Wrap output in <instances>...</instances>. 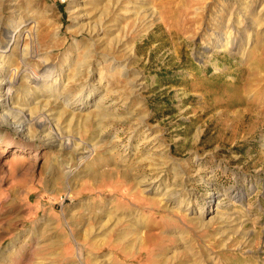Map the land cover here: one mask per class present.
Listing matches in <instances>:
<instances>
[{
	"label": "rangeland",
	"instance_id": "rangeland-1",
	"mask_svg": "<svg viewBox=\"0 0 264 264\" xmlns=\"http://www.w3.org/2000/svg\"><path fill=\"white\" fill-rule=\"evenodd\" d=\"M156 1L178 9L169 26L155 15L154 25L140 29L142 18L134 13L140 0H0V26L28 20L26 30L32 31L39 56L48 58L44 80L39 86L22 80L11 106L27 113L31 96L48 92L46 103L36 101V111L49 112L53 132L95 151L80 162L81 147L48 149L37 139L16 151L25 143L7 128L12 147L0 155V264H80L74 256L66 258L62 234L68 229L78 246L85 232L89 241L107 234V249L83 264H101L112 249L117 264H148L150 248L135 245L129 252L113 244L118 232L131 227L124 220L114 225L130 207L178 237L176 246L170 238L156 243L172 245L156 264L183 263L175 262L173 253L181 250V240L197 248L194 236L209 248L219 240L222 264H264V124L235 115L250 99L236 91L245 69L239 32L252 40L244 45L248 50L264 28V0L249 13L241 10L248 27L227 32L229 48H214L204 60L195 52L214 46L219 18L227 27L243 5L214 0L206 10L205 3L190 0ZM155 3L142 4L152 10ZM223 3L229 4L226 10ZM189 8L204 9L203 17L183 18L182 12L192 16ZM28 42L22 38L19 46L33 52ZM133 82L140 86L132 87ZM225 109L231 117L223 124L224 116L216 114ZM100 117H105L101 123ZM4 147L0 144V152ZM64 165L79 171L68 188L63 173L54 172ZM141 178L154 181L152 193L137 183ZM213 194L218 199L209 203ZM166 197L176 204L166 206ZM123 205L128 208L122 210ZM199 219L210 227L197 228ZM217 250L211 249L206 260L195 254L185 264H220Z\"/></svg>",
	"mask_w": 264,
	"mask_h": 264
},
{
	"label": "bare ground",
	"instance_id": "bare-ground-1",
	"mask_svg": "<svg viewBox=\"0 0 264 264\" xmlns=\"http://www.w3.org/2000/svg\"><path fill=\"white\" fill-rule=\"evenodd\" d=\"M146 1L147 0H140L139 7L134 12L138 16V18H142L141 22H140V29H143V28L147 29L150 26L154 25V23H155L154 19L156 17L155 15H158V18H160V20L165 25L169 26L170 25L169 19L174 18V15L178 11V9H173L170 6H167V4L159 3L156 0H153L156 3L153 5L152 10H151L150 8H148V7L144 6V4H142V3H146ZM190 1H191V4H193V5H199L200 3H205V9L206 10H208V7L210 6V4L214 2V0H209V1L208 0H190ZM227 1H233L236 3V0H227ZM260 1L261 0H237V2H239L240 5H243V8H238L237 15H239V18L238 17L232 18L231 23L228 21L230 24L227 27H226V25L225 26L222 25L221 21L223 19L219 18V20L217 21V30L215 31L214 46H204V48L201 51L195 52V57L198 58L199 60H202V59L204 60V58L207 57V54L210 51H212L214 48L216 50H217V48H219L218 51H224L225 49H228L230 41L227 38V35H228L227 32L236 33V32H239L241 30V28L245 29L248 27L246 25V21H245L246 18L243 17L241 10H243L244 13H246ZM228 5H229L228 3H225V4L223 3V5H221V7H222V9L226 10ZM190 9L191 8H189V11H190ZM202 10H204V9H202ZM202 10L199 11L198 13L195 10H192V13H191L192 16H190V17H189V15H190L189 13L182 12V14L184 15L183 18H197V20L201 19L203 17V12H204ZM178 13H179V11H178ZM2 20H3V18L0 15V23L2 22ZM253 21H254V24L257 25L260 22V19L256 18V20H253ZM26 22L25 21L19 22V23L14 22V23H16L15 25L13 24V25L8 26V24H6V25H3V27L0 26V144H3V147L5 146L3 152H0V155H4L5 149H7L8 147H12L9 143L10 141H6L7 139H9V132L7 131L8 130L7 128H10L13 131L14 135H18L20 142L25 143V144L16 145L15 146L16 151L25 150V148H26L25 146L33 145L34 140L37 139V140H40L41 143L44 146H46L48 149L52 148V149H56V150L60 149V150L70 151V150H73L75 148L81 147L80 148L81 152H79L80 157L79 156L78 157H79L80 162H86L87 160H89L93 156V152H95L93 150L91 144L90 145H88V144L83 145V144H80L83 142H80L77 145V143L79 141L77 143L74 142L77 139L66 138L62 132H61L62 135H61V133L59 134L58 132H56L57 130L55 132H53L51 119L48 117L49 112L46 114V111H42V109H41V112L36 111V107H35V105H37L36 101L38 99L40 101L41 98H45L44 100L46 103L47 99H46L45 94H47L48 92L47 93L42 92L39 94H34L33 96H31L32 98L29 101V103L26 104V106L28 108V112L32 111L33 114H34V112L35 113L38 112L33 117L28 116V112L25 113L23 110V107L22 108L19 107L20 109H16V108H13L11 106V101L14 100L12 98L15 95V93L19 92V90H20L19 87L22 84L21 83L22 80L27 78L30 83H32L34 85H38V84H40L41 81L44 80L43 77H45L44 76L46 74L45 72H47V70H48V68H47L48 58L46 56L44 57L43 55L39 56V54L37 52L38 48H36V46H35L36 42H35L34 36L32 34V31L26 30V27H27ZM227 28H228V30L226 31ZM239 34L241 36V39H239V41L242 43L240 45V49L242 52V56L244 57L243 62H245V65H244L245 69H244V75H243V78L241 80V83L239 84L238 88H236V91L239 95L242 96L243 99L245 97H250V99L249 100L245 99L243 101L244 107L242 109H239V111H237V113H235V115H237L238 119H240L242 116H243V118H244V116H250L254 120L255 123L262 122L264 124V28H262L260 31L257 30L256 39H254L255 44L252 46L250 45L249 46L250 48L248 50H246V48H244V47H246L244 45L246 43H247L246 45H248V43L252 42V40H250V38H245V36L241 35L242 32H239ZM38 37H39V34H38ZM22 38L23 39L26 38L29 41L28 46L31 45L33 48L35 47V50H33V52H31L27 46H24V47L19 46ZM36 57H40L39 60H42L40 62L41 66L38 65L39 66L38 68H35L33 66V61L36 59ZM241 60H242V58H241ZM40 72H42V74H40ZM137 86L139 87L140 84L133 82L132 87H137ZM52 95H53L52 97H54L53 99L56 100V98L58 97L57 91L53 92ZM47 96H49V95H47ZM214 103L217 105L219 104V102L217 100H215ZM26 106H24V107H26ZM44 106H46V105H44ZM37 107H39V106H37ZM59 111H61V110H59ZM229 112H230V110L225 109V111L222 110L220 112V114H216L217 117L219 116L220 118L224 116L222 119L223 124H226L230 120L231 116H230ZM29 114H31V112ZM50 114L52 115V113H50ZM56 114L61 115V113L58 111ZM104 115H105V113H104ZM104 118L105 117L98 120L99 123H101V121H103ZM207 118H206V120H207ZM11 120H13L14 122ZM233 123L234 122H232V124ZM32 128H36L38 130L37 133H35V131L33 133L31 131ZM47 133H50V134H47ZM54 172L63 173V175H64L63 178L66 179V181H68L66 183V188H68L71 185L70 183L74 184L76 181V178L79 175V173H78L79 171L75 172V170L72 169L71 167H69L68 165H64L63 170H58V171L54 170ZM53 181H55L56 185H58L62 182L60 177L57 179H54ZM137 183L145 186L143 189L145 192H151V193L153 192L154 181H149L148 179L141 178L140 180L137 181ZM53 185H54V182H53ZM210 196L211 197H208L209 203L215 202V200L218 199L216 194H213ZM137 199H139V198H137ZM164 200H165L164 203L166 204V206H170L171 204L172 205L176 204V201H174L173 198L171 199L169 197L168 198L166 197V199H164ZM134 206L138 207L137 205H134ZM94 207H95L94 209H100L99 206H94ZM142 207L143 206H139L138 208L140 210H142ZM127 208H128V206H124V205L122 206V210L127 209ZM129 210L131 211L130 213L126 212V214L129 213V214H127L128 216L124 217V219L118 218V220L114 224L116 227L117 225H120L122 220H124V221L128 222V226H131V227L125 228V232H118V236L115 239V242L113 244L118 246L120 249H123L125 251L128 250L129 252H131V250H132L131 248H133L135 245L139 246V248H142L141 250L150 248L151 252H153L154 254H153V256L151 255V257L149 258L148 264H156L155 260L159 259L160 257L162 258L165 255H167V253H169L171 246H172V245L171 246L156 245V243L158 241H160L162 239H164V241H165L167 239L169 240V238H170V240L173 242L172 243L173 245L176 246V245H178V243H180V242H178L177 236H174L173 234H171L173 236L167 235L168 232H172L171 229L162 228L157 222H154V220L151 218V216H146L141 211H139V210L136 211L131 207L129 208ZM129 210H127V211H129ZM99 211L100 212L96 213V215H99L103 212L101 210H99ZM191 213H192V211H191ZM194 220H196V218ZM194 223L196 224L197 228H201L203 230L208 229L210 227L208 224L203 223V221L200 219L195 221ZM190 229L192 230L193 228H190ZM68 231H69V233L62 234V237H63L62 240H64L65 246L67 247L68 253L70 255L72 254L71 248L76 245V249L74 251V255H71V256L69 255V257H66V258L72 259V257L74 256V258L77 261H79L80 264H83L82 262L89 261L90 258L92 259V258H94V256L99 255L104 249H107V247H108L107 244H109V243H108V238H106L107 234L105 235L106 236L105 239L103 237L101 239H95V240L93 239V241H89L88 240V233L85 232L81 238V243L78 246L76 244L75 239H73V236L70 232V229H68ZM52 238H56V234H52L51 239ZM194 239L198 245L197 248H195L192 245V243H190L191 240H187V241L181 240V241H183V244L185 246L180 245L181 250L178 251L176 254L174 251V253H173L174 259L178 258V260H176L175 262H178L179 260H181V261L184 260V261H183V263L181 262L178 264H185V262H192V261H194V259H192V258L195 257V254H199L200 256L204 257L206 260L208 258L207 256H208L210 250L211 249L213 250V248L214 249L216 248V249H218L216 251V253L220 257L218 263L222 264L221 263V254H222V251L224 250V248L219 243V240L213 239L214 242L210 243L211 248H209L208 246H206V243H205L206 241L204 239L199 241V240H197V237H195V236H194ZM210 240H209V242H210ZM18 241H19V238L17 237L12 242L15 243ZM53 242H56V241L53 240ZM74 243H75V245H74ZM159 244H160V242H159ZM112 250H113L112 256H110L108 258L106 257L105 260H101L99 263L108 264L107 262L109 261L112 264H117L118 262H117L115 250L114 249H112ZM64 253H65V250H64ZM141 255L143 256V254H141ZM167 263L168 262H166V260L163 262V264H167ZM96 264H98V263H96ZM195 264H198V261L195 260Z\"/></svg>",
	"mask_w": 264,
	"mask_h": 264
}]
</instances>
